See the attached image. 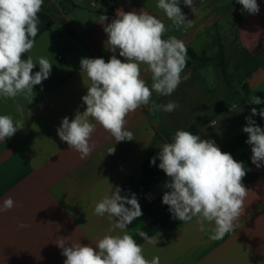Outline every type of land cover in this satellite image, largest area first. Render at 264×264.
Here are the masks:
<instances>
[{"label": "crops", "instance_id": "obj_1", "mask_svg": "<svg viewBox=\"0 0 264 264\" xmlns=\"http://www.w3.org/2000/svg\"><path fill=\"white\" fill-rule=\"evenodd\" d=\"M157 3L158 0H44L38 13L40 31L33 49L23 59L31 56L36 63L40 57L48 59L53 64L50 76L33 87V98L0 97V115L24 122L13 137L0 142V205L9 197L14 201L11 210L0 212V264H64L66 258L56 245L61 238L70 244L80 242L95 247L106 234L122 235L119 229L109 233L114 221L107 214L101 217L94 213L96 203L110 195L111 186H120L121 195L134 193L141 207L148 210L127 226L146 259L159 257L160 264H264V165L257 168L251 162V146L242 131L247 121L229 117L222 126L224 135H206L211 119L210 126H215L239 107L247 111V116L253 107L258 112L264 109V103H249L253 95L264 101V0H257L260 10L255 15L243 11L237 0H194V13L181 0L183 14L193 20V26L188 28L174 25ZM117 9H143L156 16L169 29L164 38L176 36L186 45L187 53L191 50L196 55L215 57L223 46L227 54L231 48L236 49L245 59L243 88L248 87V95L244 88L247 100L239 102L238 89L226 84L219 99L199 102L192 93L189 102L183 101L186 130L201 139L214 140L222 152L243 162L247 173L255 175L243 178L249 190L245 211L236 221L235 230L223 239L210 238L214 225L206 223V230L201 231L195 218L187 223L174 219L169 207L165 209L162 203L163 195L150 200L144 197L152 185L144 164L153 151L172 142L174 136L162 132L161 124L150 113L152 103L172 101L168 96L153 92L149 105L128 115L126 128L133 133L132 141L116 142L97 125L90 141L95 147L86 158L81 159L57 135L63 117L71 121L77 109L83 112L86 108L81 98L87 94L90 81L80 73L81 58L102 57L107 62L113 55L107 49V34L98 17L106 15V23H110ZM116 55L123 62L118 50ZM204 66L195 63L185 67L181 79L200 76ZM146 67L141 65L142 78L151 87V73ZM39 70L37 64L33 74ZM233 104L237 105L234 110L230 107ZM17 105L23 108L22 113L17 112ZM252 119L264 128L255 116ZM165 131L168 133L169 127ZM113 146L114 154H108ZM139 189L145 191L138 192ZM20 223L27 227L20 228ZM139 230L155 237L157 244L144 240Z\"/></svg>", "mask_w": 264, "mask_h": 264}, {"label": "clouds", "instance_id": "obj_2", "mask_svg": "<svg viewBox=\"0 0 264 264\" xmlns=\"http://www.w3.org/2000/svg\"><path fill=\"white\" fill-rule=\"evenodd\" d=\"M180 2L158 0L157 7L174 25L192 27L193 20L183 14ZM43 3L44 0H0V97L33 98V87L50 76L53 64L48 59L40 57L38 63L31 56L23 59L35 45L40 31L38 13ZM183 3L195 12L194 0H183ZM237 3L250 15L259 13L257 0H237ZM107 20L106 15L98 17V23L107 34V49L113 55L107 62L102 57L81 58L80 73L90 81L87 94L81 98L86 108L83 112L77 109L71 121L63 117L57 128L60 140L77 151L81 159L89 156L95 147L90 141L97 125L109 132L116 142L134 140L133 133L126 128L128 115L149 105L153 92L170 96L181 82L188 58L184 42L176 36L165 39L168 27L143 9L128 12L117 9L115 18L110 23H106ZM117 50L123 62L117 58ZM37 64L40 70L33 74ZM141 65H146L151 73V87L142 78ZM249 103L259 105L264 101L253 95ZM178 106L174 101L152 103L150 111L171 113ZM230 107L234 110L237 105ZM16 110L23 112L20 105ZM256 115L264 118V109L258 112L253 107L251 115L245 117L247 123L242 131L251 146V162L260 168L264 165V128L252 119ZM23 124L10 115H0V142L13 137ZM114 152V146L108 149V154ZM157 159L159 169L170 178L164 185L168 191L164 192L162 203L169 207L174 219L187 223L195 218L201 231L206 230V223L214 225L210 230L213 240L223 239L235 230L249 193L242 183L247 175L243 162L222 152L214 140L201 139L188 130H177L172 142L162 144L150 164L155 165ZM111 189L110 195L96 203L94 213L101 217L107 214L114 221L109 233L119 229L123 234H106L98 239L95 247L80 242L70 244L61 238L56 245L66 258L64 264H160L159 257L146 259L142 246L127 232V226L142 216L136 195H121L120 186H111ZM13 207V199L6 198L0 212ZM18 226L27 227L23 223ZM138 235L148 243L158 242L143 230H139Z\"/></svg>", "mask_w": 264, "mask_h": 264}, {"label": "rangeland", "instance_id": "obj_3", "mask_svg": "<svg viewBox=\"0 0 264 264\" xmlns=\"http://www.w3.org/2000/svg\"><path fill=\"white\" fill-rule=\"evenodd\" d=\"M226 58L231 83L238 89V92L240 94L239 102H242L243 99L247 100V96L243 88V82L245 80L247 69L245 59L240 53L236 51V49L232 48L228 51V54L226 53ZM199 75L200 76H198L197 74V76H194L188 80L181 79V82L177 89L170 96H168L169 99L171 98L172 101L176 102L179 105L174 111H172L171 113L163 111H150L153 118L161 124L160 128L162 132L168 135H174L177 130H186V117L184 118L185 110L183 101L189 102L192 93H195L193 94L194 99L198 98L199 102H206L212 99H219L222 96V92L226 90V81L224 80V78H222L221 71L219 67H217L216 62L206 64L199 71ZM200 77H202V80H200ZM200 81H204L205 84L201 83ZM166 103H168V101L163 100L158 104ZM229 117L230 119H232V117H235L237 119H241L242 121L245 119V117H247V111L242 107H239L230 116H227L222 121V123L215 126H210L212 119L211 121L209 120V126L206 129V135H224V128H222V126L224 125L226 120L229 119ZM166 127H169L168 133L165 131ZM247 150L248 149L246 148L243 150V152ZM248 152H250V154L252 155V152L250 150Z\"/></svg>", "mask_w": 264, "mask_h": 264}, {"label": "trees", "instance_id": "obj_4", "mask_svg": "<svg viewBox=\"0 0 264 264\" xmlns=\"http://www.w3.org/2000/svg\"><path fill=\"white\" fill-rule=\"evenodd\" d=\"M188 58H187V62H186V67H189L190 65H193L195 63H198L199 67L204 66L205 64L214 61L216 62L217 66L219 67L221 74L224 78V80L226 81V84L228 87L232 88L233 85L231 83L230 80V74L228 72V63H227V58H226V52L224 50V47L221 46V49L219 51V53L215 56V57H208L207 55H196L193 51H188ZM247 90V95H248V87L245 86L244 87ZM257 121L261 122L264 124V118H261L259 115L255 116ZM159 150L153 151L150 155L149 161H147L144 164V171L147 177L153 179L155 177H157L160 173L159 171V159L156 160L155 165L150 164V160L153 157H156L158 154ZM246 176H249L250 178H254V174L251 173H247ZM145 189H139L138 192H144ZM168 208L167 205H165V209ZM141 210L143 212H148V210H146L145 208L141 207Z\"/></svg>", "mask_w": 264, "mask_h": 264}, {"label": "water", "instance_id": "obj_5", "mask_svg": "<svg viewBox=\"0 0 264 264\" xmlns=\"http://www.w3.org/2000/svg\"><path fill=\"white\" fill-rule=\"evenodd\" d=\"M170 180L169 177L166 176V174L160 170V173L157 177L153 178L151 181V186L149 187L148 191L144 194V197L147 200L150 199H157L159 197H161L165 191H168V189H166L164 187L165 183L168 182ZM130 183H127V187H129Z\"/></svg>", "mask_w": 264, "mask_h": 264}]
</instances>
